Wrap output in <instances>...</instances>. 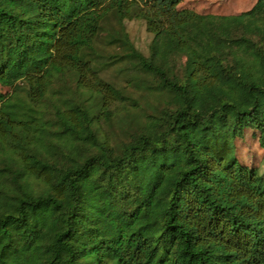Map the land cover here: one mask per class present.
<instances>
[{
	"label": "trees",
	"instance_id": "16d2710c",
	"mask_svg": "<svg viewBox=\"0 0 264 264\" xmlns=\"http://www.w3.org/2000/svg\"><path fill=\"white\" fill-rule=\"evenodd\" d=\"M180 1L0 0V264H264V171L233 148L251 129L264 150V0L233 15ZM108 15L163 97L115 145L98 120L130 97L96 63Z\"/></svg>",
	"mask_w": 264,
	"mask_h": 264
},
{
	"label": "rangeland",
	"instance_id": "374dc122",
	"mask_svg": "<svg viewBox=\"0 0 264 264\" xmlns=\"http://www.w3.org/2000/svg\"><path fill=\"white\" fill-rule=\"evenodd\" d=\"M256 0H181L177 8L189 9L201 14L233 15L246 11L252 7ZM118 24L112 15H108L104 22V30L95 40L97 51V62L100 74L107 81L126 90L130 99L115 103L112 108V115L109 118L100 116L99 127L110 142L115 145L122 140L129 138L131 131L137 130L145 120L146 116L153 114L162 106V96L158 95L143 85H140L137 78L144 76L134 70L132 63L125 57V46L122 45L121 33H117ZM107 30V31H106ZM124 31L134 48L144 55L149 52L151 34L147 32L144 21L131 19L124 21ZM115 33L114 37L109 34ZM71 78L59 79L48 92V100L44 105L50 107V102L58 99H65L71 95L73 84ZM24 89L25 82H18ZM22 89V90H23ZM5 95L12 93V88L1 87ZM21 94L25 95L24 90ZM86 104L98 106L95 99L90 97ZM234 155L236 159L248 168H256L260 173L264 171V150L259 146L258 134L251 129H245L243 134L233 139Z\"/></svg>",
	"mask_w": 264,
	"mask_h": 264
}]
</instances>
